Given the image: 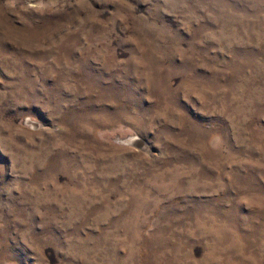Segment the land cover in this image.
<instances>
[{
  "label": "rangeland",
  "instance_id": "1",
  "mask_svg": "<svg viewBox=\"0 0 264 264\" xmlns=\"http://www.w3.org/2000/svg\"><path fill=\"white\" fill-rule=\"evenodd\" d=\"M0 264H264V0H0Z\"/></svg>",
  "mask_w": 264,
  "mask_h": 264
}]
</instances>
